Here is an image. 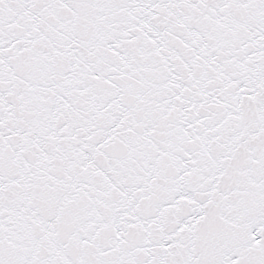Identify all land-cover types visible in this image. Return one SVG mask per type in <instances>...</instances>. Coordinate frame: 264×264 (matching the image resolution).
I'll return each mask as SVG.
<instances>
[{"label": "snow or ice", "instance_id": "obj_1", "mask_svg": "<svg viewBox=\"0 0 264 264\" xmlns=\"http://www.w3.org/2000/svg\"><path fill=\"white\" fill-rule=\"evenodd\" d=\"M0 264H264V0H0Z\"/></svg>", "mask_w": 264, "mask_h": 264}]
</instances>
